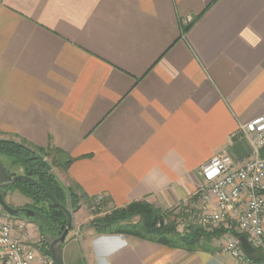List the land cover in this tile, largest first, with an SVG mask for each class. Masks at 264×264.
Listing matches in <instances>:
<instances>
[{"label":"crops","instance_id":"obj_1","mask_svg":"<svg viewBox=\"0 0 264 264\" xmlns=\"http://www.w3.org/2000/svg\"><path fill=\"white\" fill-rule=\"evenodd\" d=\"M260 115L264 0H0V138L64 150L60 181L112 208L198 212L201 166L236 159ZM229 237L190 252L71 232L61 249L64 264H255Z\"/></svg>","mask_w":264,"mask_h":264},{"label":"trees","instance_id":"obj_2","mask_svg":"<svg viewBox=\"0 0 264 264\" xmlns=\"http://www.w3.org/2000/svg\"><path fill=\"white\" fill-rule=\"evenodd\" d=\"M234 141L232 149L237 154V160L251 154L252 149L247 146L242 132L234 136ZM51 149L54 150V154L50 152V148L33 146L26 141L18 142L0 138V156L9 159L11 167L20 168L23 175L44 186L62 205H57L44 188L27 179H19L13 185L1 188V191L5 193L18 190L31 199L32 203L25 207L33 209L35 214L26 216L22 213L21 218L36 226L42 239L41 251L47 256H51L47 238L62 234L67 227L68 213L65 208L75 211L82 201L90 206H96L97 201H100L98 210L94 213L98 215L101 209L109 206L110 203V200L105 197L101 200L99 197L90 198L84 192L77 191L75 187L65 186L54 172V168L59 169L65 175L75 158L60 148L51 147ZM0 163L11 175H18L1 160ZM178 215L176 210L165 211L147 200H137L126 206L109 209L104 215L94 217L88 226L100 235H130L172 249L190 252L210 250L207 246L214 238L228 233L225 228L210 229L194 223L195 221L189 224L184 231H180L177 224ZM73 229L72 224L70 230ZM232 233L238 238L242 236L237 232ZM248 256L255 264L264 261V251L261 249L254 250Z\"/></svg>","mask_w":264,"mask_h":264},{"label":"built area","instance_id":"obj_3","mask_svg":"<svg viewBox=\"0 0 264 264\" xmlns=\"http://www.w3.org/2000/svg\"><path fill=\"white\" fill-rule=\"evenodd\" d=\"M241 132L252 146L248 157L237 160L222 154L201 166L197 217L206 228L228 230L225 253L239 262L254 263L232 232L245 236L255 250L264 251V115L246 122ZM14 228L13 219L0 208V255L9 264H54L51 256L42 253L41 238L35 247L16 237Z\"/></svg>","mask_w":264,"mask_h":264},{"label":"rangeland","instance_id":"obj_4","mask_svg":"<svg viewBox=\"0 0 264 264\" xmlns=\"http://www.w3.org/2000/svg\"><path fill=\"white\" fill-rule=\"evenodd\" d=\"M249 144L250 148L252 149L250 141L245 138ZM50 152L54 154V150L50 148ZM0 160L7 165L14 173H17L18 175L22 174V170L18 167H11L10 166V160L7 159L5 156H0ZM54 172L58 175L60 180H64V173L60 171L59 169L54 168ZM9 195L13 196L12 199H14L11 203V206L14 208L18 207V203H21L22 205L20 208H26L28 204L32 203L31 199L28 198L27 196L23 195L20 193L18 190L15 191H9ZM25 200H27V203H23ZM98 203H101L100 201H97L96 206H90L86 202L82 201L79 208L75 211H72L71 208H69V211L73 215V226L76 231L70 230L69 233L72 232V239L73 238H78L82 239V237L86 236L90 231L94 232L89 226V222L96 216H102L104 215L109 209L112 207L107 206L103 207L98 213V215H94V213L98 210ZM103 204V203H102ZM102 204L100 206H102ZM1 208V207H0ZM177 210L176 212L179 214L177 216V224L178 228L180 231H184L187 226L193 221L194 223L199 224L198 222V217H197V212L195 211H186L185 208L181 209V211ZM76 212V213H75ZM22 222H18V221ZM15 223V230H14V235L16 237H19L21 239H24L26 242L29 244L37 247L38 244H40V236L38 234L37 228L33 223L28 222L27 220L22 219L21 217L19 219L14 220ZM75 232V233H74ZM97 234V233H96ZM226 239H223V242L221 244V247L223 248V244L225 243ZM79 243V242H78Z\"/></svg>","mask_w":264,"mask_h":264},{"label":"water","instance_id":"obj_5","mask_svg":"<svg viewBox=\"0 0 264 264\" xmlns=\"http://www.w3.org/2000/svg\"><path fill=\"white\" fill-rule=\"evenodd\" d=\"M19 179H27V180L41 186L42 188H44L47 191V193L51 196V198L54 200V202L57 205L62 206L61 204L58 203V201L55 199V197L40 183H38L37 181H35L32 178L25 176L23 174L13 176L0 163V207L12 219H14V220L19 219L21 217L22 213H24L26 216H33L35 214V211L31 208H28V207H26V208H14V207H12L10 204L7 203V201L5 199L6 193L1 191V188H6L10 185H13L14 182L19 180ZM65 210L68 213V224H67L66 229L63 231L62 234H60L56 237H48L47 238V242L49 244V249H50V255H51V258H52L54 264H64L63 258H62L61 245L64 243V241H65V239L69 233V230L73 224L72 213L67 208H65ZM239 240L241 242L243 250L247 254H251L254 252L255 249L250 245V243L248 242V240L245 236H241L239 238Z\"/></svg>","mask_w":264,"mask_h":264}]
</instances>
